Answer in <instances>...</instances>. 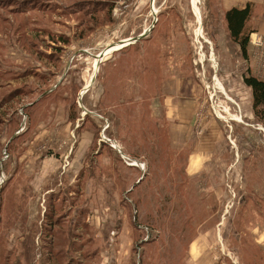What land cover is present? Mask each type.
Wrapping results in <instances>:
<instances>
[{
  "label": "rangeland",
  "instance_id": "rangeland-1",
  "mask_svg": "<svg viewBox=\"0 0 264 264\" xmlns=\"http://www.w3.org/2000/svg\"><path fill=\"white\" fill-rule=\"evenodd\" d=\"M48 1L72 13L35 25L67 44L42 43L51 60L13 40L4 54L47 76L30 81L14 158L0 151V186L20 171L6 193L34 190L29 224L80 175L94 264H264V111L244 81L264 80L260 15L245 57L222 0ZM10 16L13 30L28 22ZM15 224L2 225L4 252L23 239Z\"/></svg>",
  "mask_w": 264,
  "mask_h": 264
},
{
  "label": "trees",
  "instance_id": "trees-1",
  "mask_svg": "<svg viewBox=\"0 0 264 264\" xmlns=\"http://www.w3.org/2000/svg\"><path fill=\"white\" fill-rule=\"evenodd\" d=\"M72 10L70 4H54L48 0H0V151L2 152L6 147L11 159L14 158L18 146L17 141L25 134V131L16 133L21 126H24V116L26 125L32 119V112L30 113L32 107L26 106L34 95V87L31 82L34 78L44 81L47 76L44 73H38L30 65H16L13 61L7 60L4 55L7 46L13 40L22 44L21 46L24 48L29 45L30 48L36 49L35 54L41 59H54L53 55H48L49 49L45 50L46 55H44V52L40 50L41 44L46 43L47 40L54 46L57 43L66 45L67 40L60 37L52 38L51 35L54 32L50 26L35 25L41 20L33 15L35 13H51L54 16L60 14L67 17L72 13ZM95 13L93 12L92 15ZM10 14H25V17H28L26 26L19 24L13 30L15 18ZM251 16V5L241 9L233 7L225 13L230 35L240 45L245 57L248 55L249 44V34L245 32ZM61 19L57 18L54 21H56L55 23L62 22ZM244 81L252 89L253 108L256 115L260 116L261 114L262 116L264 80L251 75L245 77ZM12 136L13 139L9 140ZM6 169L8 171V167ZM19 175L20 171L17 166L11 173V177L7 181L8 184L0 186V234L4 228V226L2 227L4 222L12 221L16 223L15 226L17 223L19 224L23 239L15 247L5 252L0 249V264H94L97 261L98 250L94 248L92 255L87 252V249L93 245L94 238L86 237V232L94 231V228L86 222V211L80 209L81 176H78V182L67 185L66 188H60L59 192H51L47 196L44 217H40L38 222L31 221L29 224L27 204L29 199L34 196L31 185L24 184L22 191L17 189L20 193L17 191L6 193L9 183ZM141 181L142 179L137 183L140 184ZM129 192L132 193V190ZM6 208H10V216L4 220L3 215ZM36 237H38L37 244Z\"/></svg>",
  "mask_w": 264,
  "mask_h": 264
},
{
  "label": "crops",
  "instance_id": "crops-1",
  "mask_svg": "<svg viewBox=\"0 0 264 264\" xmlns=\"http://www.w3.org/2000/svg\"><path fill=\"white\" fill-rule=\"evenodd\" d=\"M222 4L223 7L226 8V10H229L233 7L241 9L246 7L247 5H251L255 12L260 16L258 19L253 18L252 23L250 24L253 25V29H256L259 32H264V0H222ZM128 43L129 42H127L126 44Z\"/></svg>",
  "mask_w": 264,
  "mask_h": 264
},
{
  "label": "water",
  "instance_id": "water-1",
  "mask_svg": "<svg viewBox=\"0 0 264 264\" xmlns=\"http://www.w3.org/2000/svg\"><path fill=\"white\" fill-rule=\"evenodd\" d=\"M143 36H144V35L142 34V35L139 36L138 38L131 39V41H129V42H131V43H132V42H135V41H137L139 38H141V37H143ZM128 45H129V44H128ZM18 133H19V132H18ZM18 133H17V134H18Z\"/></svg>",
  "mask_w": 264,
  "mask_h": 264
},
{
  "label": "bare ground",
  "instance_id": "bare-ground-1",
  "mask_svg": "<svg viewBox=\"0 0 264 264\" xmlns=\"http://www.w3.org/2000/svg\"><path fill=\"white\" fill-rule=\"evenodd\" d=\"M130 43V42H129ZM212 60V59H211ZM213 63V62H212ZM215 65V64H214Z\"/></svg>",
  "mask_w": 264,
  "mask_h": 264
}]
</instances>
